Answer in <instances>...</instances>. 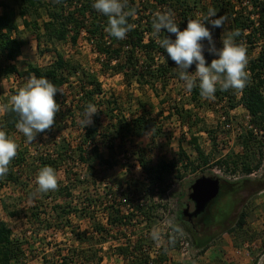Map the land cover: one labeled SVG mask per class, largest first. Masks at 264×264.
Masks as SVG:
<instances>
[{
	"label": "rangeland",
	"instance_id": "1",
	"mask_svg": "<svg viewBox=\"0 0 264 264\" xmlns=\"http://www.w3.org/2000/svg\"><path fill=\"white\" fill-rule=\"evenodd\" d=\"M2 1L12 6L15 5L13 0ZM136 2L139 5L148 3L143 0H136ZM202 3L207 9L212 8L208 0H203ZM139 9L142 10L141 7ZM2 13L3 9H0V14ZM18 22L22 31L20 37L25 42V46L17 61L13 63L17 67L18 74L11 75L7 79H0V109H3V101L9 103L14 92L26 82L28 77L25 73L29 66L47 67L56 57L55 53L58 52L67 61L83 68L82 70L88 74L89 78L83 80L84 82H88L94 77L98 78L103 91V94L97 99L98 104L95 105L98 110L100 108L107 110V103H113L117 99L118 107L113 108L117 120L120 115L130 120L131 114L140 115L142 113L148 119L154 120L156 124L155 128L142 136L128 133L124 142L117 145L113 152H110L107 146L101 145V153L105 159L110 160L111 166L101 165L98 160L94 161L93 167L97 171V187L89 186L86 183L77 185L73 191L74 199L66 200L64 193L59 189L60 186L70 183L63 171L57 173L59 186L55 191L38 193L35 189V181L30 184L28 189L13 184L1 187L0 222L5 221L13 229L15 237L25 238V241L28 238L27 241L30 242L26 250L28 264H44L42 259L44 253L49 256L50 260L56 261L57 259L59 261L60 259L57 257L60 254L67 256L70 260L73 253L79 251L81 253L79 254L86 259V255L82 254V251L87 252L85 249L90 248V243L88 241L84 243L81 239L88 240L93 233L97 237L91 243L95 258L90 261L86 260L85 264H100L97 261L98 258L103 259L101 264H134V260H136L134 247L138 241V234L145 230L149 231L146 245L149 253L156 257V264L168 261L172 263L174 258L192 259L197 255V252L193 247L190 234L181 226L179 216L183 208L182 205L191 193L192 184L202 176H216L222 184L247 180L241 191L232 197L235 212L231 224L225 229L232 227L238 221L241 213L246 212L247 227L245 231H236L235 235L244 236L248 233L251 238H258L255 247L248 246V248L252 249V252L262 259L261 264H264V191L258 194L260 187L258 178L264 174V132L254 128V138L245 140V136L250 133L252 126L250 125V115L244 107L239 106L236 110L230 111L225 103H218L216 98H203L199 106L187 105V108L193 110L194 116L200 119L193 129L189 130L188 127L182 125L173 108L175 102L179 100L187 104L190 100V91L186 90L184 82L175 75H173L174 77L169 76L170 81L165 91L162 90L163 80L155 83L158 93L149 88L142 91L135 83L132 87L129 86L122 75H111L110 73L106 76L103 75L101 64L104 58L93 51V44L86 39L85 33L80 37L76 46L72 45L69 40L53 45L44 40L43 45L38 47L34 33L25 30L20 19ZM227 28L228 21L226 20L222 27V37L228 33ZM258 52V47L253 49L252 56L247 55L248 60L257 57ZM80 78H82V74L72 79L74 91L80 89V82H83ZM237 96L239 98L240 92H237ZM162 100L165 101V104L161 103ZM1 118H3V111H0ZM60 126L39 133L33 142L27 144L23 143L25 137L23 133L11 136L19 145L20 150H28L27 163L30 168L25 166L23 168L25 171L21 172L24 182H27V178L35 180L36 174L33 170L36 158L42 154H53L55 142H61L65 137L71 146H77L82 132L72 127L64 130V127ZM155 132H159V137L153 139ZM192 136H198V145L207 158L208 164L203 163L194 145L189 143ZM141 150L145 151L143 155L147 159V168L151 170L152 175H149L150 171L144 169L139 162L138 154ZM77 162V165H74V172L78 178L84 179L87 167L78 159ZM219 162L223 163L218 165ZM172 163H175L176 167L171 174L164 173L162 179L155 177V172L160 169L161 164ZM246 165L252 168L251 175L244 172ZM70 177L71 184H73L75 176ZM150 178L155 181L152 183ZM32 188L36 195L34 201L30 199L28 193ZM112 191L114 193L125 191L128 194L129 199L126 202L122 201L124 203L122 212L130 217L128 225L125 223L108 225L107 220L111 213L108 206L112 204L111 200H113V196L111 195V198L109 194ZM49 193H53L58 204H69L77 209V212L74 213L76 215L73 214L70 217L71 225L63 230L56 231L54 229V233L51 232L54 234L52 238L44 230H40V227L32 228L28 220V208L31 205L37 204V202H46V204L52 202ZM225 202H228L227 197L220 200L222 204ZM5 203L8 207L15 208L17 206L20 216L11 218L4 209ZM85 206H88L87 212L96 213L97 223L102 224V227L109 231L108 234L94 232L95 223L90 219L89 213L80 214ZM139 209L144 212L147 209L151 210L150 223L142 224L139 220L142 218ZM169 227L175 231L173 235L169 233ZM181 238L190 243L189 255H185L181 251ZM49 242L52 246L48 245ZM243 242L241 241V244ZM161 244L166 247L159 249ZM125 246H128L131 252L128 256L120 255L118 251L120 247ZM158 250L161 251L160 255L155 253ZM73 264L78 263L74 261Z\"/></svg>",
	"mask_w": 264,
	"mask_h": 264
},
{
	"label": "trees",
	"instance_id": "2",
	"mask_svg": "<svg viewBox=\"0 0 264 264\" xmlns=\"http://www.w3.org/2000/svg\"><path fill=\"white\" fill-rule=\"evenodd\" d=\"M143 1L148 3L139 5L136 0H128L129 9L134 8L136 10L135 16L128 18V22L134 24L135 28L128 32L125 39L118 40L105 33L104 28L107 26V17L92 7L94 0H13L15 3L13 6L0 0V9H3V13L0 15V79L18 74L17 67L13 63L17 61L25 46V42L20 37L22 33L21 25L18 22V19H20L24 29L34 33L38 47L43 45L42 42L44 40L52 45L57 42H68L69 40L72 45L76 46L80 37L85 33L87 35L86 39L93 44V51L104 58L101 64V71L104 76L108 75V73L111 75H122L129 86L132 87L135 83L142 91H146L144 89L149 88L155 93H158L155 83L163 80L162 90L165 91L170 81L169 76L175 75L178 78L179 76L176 66L167 58L165 50L151 36L153 14L157 11L171 10L174 13L175 22L183 30L189 19H194L200 14L205 15L208 9L202 3L203 0ZM151 1L153 2L151 3ZM208 2L216 10L217 18L224 17V23L226 20L228 21V33L239 30L241 35L235 37L236 42H243L246 45L248 56H252L253 49L258 47V56L248 60L247 71L250 73V79L246 87L240 91L239 98L235 90L222 91L219 86H217L215 93L217 102L220 104L225 103L230 111L236 110L239 106L244 107L248 111L252 129L250 133L246 134L245 140L254 138V128L264 132V0H208ZM140 7L142 10L139 9ZM211 30L217 47H221L222 28ZM166 35L170 34L162 31L161 36ZM172 38L174 39L175 37L172 36ZM204 43L207 46V42L205 41ZM55 55L56 57L49 66L39 68L31 65L25 74L28 78L33 74L37 78L45 77L60 90L55 95V100L60 105V111L56 114L55 124L52 129L61 125L64 130L72 127L79 129L82 133L76 147L71 146L65 137L61 142H55L53 144L55 146L54 153L38 156L35 160L33 171L37 174L40 168L51 166L56 169L57 173L65 172L70 183L60 186L59 189L64 193L66 200H71L74 199L73 191L77 185L86 183L89 186L97 187V171L93 167L94 161L98 160L101 165L111 166L110 160L105 159L101 153V145L107 146L109 151L113 152L117 145H121L124 142L128 133L142 136L152 128H155L156 124L154 120L148 119L142 113L140 115L131 114L130 120L120 115L117 120L114 115V109L118 107V100L116 99L113 103H107V110L100 108L92 117V124L84 128L81 123L84 119L83 113L88 103L98 104L97 99L103 94L102 86L96 77L84 82L83 80L89 78L88 74L82 70V67L80 68V66L67 61L58 52ZM205 56L209 63L211 59L215 58L207 52H205ZM194 70L195 66L193 65L189 71L194 73ZM79 74H82L80 79L83 82H80V89L74 91L72 89V79ZM202 99L197 81V86L190 91L189 102L186 104V102L179 100L174 104V113L182 125L188 127L189 130L193 129V126L200 119L194 116L193 110L187 108V105L199 106ZM161 103L165 104V101L162 100ZM6 105L8 103L4 101L3 106ZM18 121L19 116L15 112L4 111V117L0 120V128H3L9 136L20 134L21 132L16 128ZM38 136L39 133L36 137ZM157 137H159V132L153 133V139ZM198 141V136H192L189 143L194 145L203 163L208 164V160L200 149ZM23 143L27 144L26 137H24ZM144 152V150H141L138 154L139 162L144 169L150 171L149 175H152L151 170L147 168L148 162L143 155ZM27 156V149L18 150V155L10 164L9 173L5 178L0 179V190L2 189L1 187L8 184L24 189L30 188V184L35 180L27 178V182H24L22 180L23 174L21 173L25 171L23 170L25 166H30L27 163ZM77 159L87 167L84 179L78 178L74 172V165L76 166L78 163ZM222 163L219 162L218 165ZM175 167V163L161 164L160 169L155 172V177L162 179L164 173L171 174ZM244 172L247 175H251L253 170L249 165H246ZM70 176H75L73 177V184H71ZM151 181L153 183L155 180ZM246 182L247 180L237 183L224 182L219 197L211 203L209 210L215 212L219 209H230L231 211L234 206L232 197L241 191ZM35 189L37 190V185H35ZM28 193L30 194V199L34 201L36 199L35 190L32 188ZM49 195L52 200L50 204L36 201L37 204H33L28 208V220L32 228L40 227V230H44L52 238L54 237V234H52L54 229L56 231L58 229L63 230L71 225L70 217L77 212V209L69 204H58L53 193H49ZM111 195L113 200H111L112 204L108 206L111 209L107 220L108 225H122L123 223L128 225L130 217L122 212L123 202L129 199L127 192L114 193L112 191L109 194L112 198ZM223 197H227L228 202L220 203ZM4 209L11 218L20 216V210L17 206L15 208L13 206L8 207L5 203ZM87 210L88 206H85L80 214L83 212L89 213L90 219L95 223L94 232L108 234L109 231L102 227V224L97 223L96 213H90ZM139 210L141 211V217L150 223L152 219L150 216L151 210L147 209L146 212L142 209ZM246 221L247 213L242 212L238 221L232 227L223 229L222 233L243 231ZM206 225H213L209 218L206 221ZM184 229L186 230V228ZM143 233L144 231L138 234V241L134 247L135 253H137L134 264H148V255L143 252V248L147 246V240ZM96 238L93 233L88 240L86 238L81 239L84 243L87 241L90 243V248L85 249L87 252L82 251V254L86 255V259L80 255L79 251L73 253L70 260L67 256L60 254L57 257L60 259L59 261L57 259L56 261L50 260L49 256L44 253L42 255L43 263L73 264L75 261L78 264H85L86 260L90 261L95 258L91 243ZM191 238L194 249L200 253L207 249L212 239V237H207L198 240L192 236ZM24 239L15 237L13 229L5 221L0 222V264H28L26 250L30 242L28 243V238H26V241ZM48 245L52 246L51 242ZM118 251L123 256H128L131 253L128 246L120 247ZM97 261L101 264L103 259L98 258Z\"/></svg>",
	"mask_w": 264,
	"mask_h": 264
},
{
	"label": "clouds",
	"instance_id": "3",
	"mask_svg": "<svg viewBox=\"0 0 264 264\" xmlns=\"http://www.w3.org/2000/svg\"><path fill=\"white\" fill-rule=\"evenodd\" d=\"M92 7L107 17L104 31L108 36L123 40L129 31L134 30L135 25L129 23L128 18L134 17L136 10L129 9L128 0H94ZM224 19L217 18L216 10L209 8L205 15L189 19L183 30L175 22L171 10L155 12L151 22L152 38L176 66L186 90L191 91L198 81L200 95L205 99L215 98L217 86L222 91L233 89L240 92L250 79L246 45L237 43L235 39L241 35L239 30L224 34L220 42L222 46L216 45L211 29H221ZM162 31L170 35L161 36ZM205 52L215 57L210 63L206 60ZM193 65L194 73L189 71ZM57 92L60 90L54 83L33 74L0 111H12L19 116L16 128L26 137V142L31 143L38 133L49 131L54 126L56 114L60 111V105L55 100ZM97 112L94 104H87L81 121L84 128L92 124V117ZM18 149L17 142L0 128V179L9 173ZM35 183L38 193L57 190L59 183L56 169L51 166L40 168Z\"/></svg>",
	"mask_w": 264,
	"mask_h": 264
},
{
	"label": "crops",
	"instance_id": "4",
	"mask_svg": "<svg viewBox=\"0 0 264 264\" xmlns=\"http://www.w3.org/2000/svg\"><path fill=\"white\" fill-rule=\"evenodd\" d=\"M246 227L245 225L243 231ZM241 241H244L243 244H241ZM257 243L258 238L253 239L248 236V233L244 236L235 235V233H222L215 235V237L212 236L204 252L200 253L195 249L197 255L192 259L174 258L172 263L168 261L159 264H261L262 259L255 252H252V249L248 248V246L255 247Z\"/></svg>",
	"mask_w": 264,
	"mask_h": 264
},
{
	"label": "flooded vegetation",
	"instance_id": "5",
	"mask_svg": "<svg viewBox=\"0 0 264 264\" xmlns=\"http://www.w3.org/2000/svg\"><path fill=\"white\" fill-rule=\"evenodd\" d=\"M258 186H260L258 189V194H260L264 191L263 188L264 174H261L259 176ZM221 187H222V183H221ZM210 205L208 206V208L205 210L204 213L200 214L197 217L192 216V214L195 212L196 206L195 203L189 199V196L187 201L184 203V205H182L183 208L181 209L180 212L179 221L181 222L182 226L186 228L187 232H189V234L195 239L197 238L199 240V239L222 234L221 233L222 230L225 229L228 225H230L233 220L232 218L235 212L234 208H232L231 211L230 209H223V210L219 209L215 212H212L209 210ZM186 210L188 211L185 213ZM208 218L213 225L210 226L206 225V221Z\"/></svg>",
	"mask_w": 264,
	"mask_h": 264
},
{
	"label": "water",
	"instance_id": "6",
	"mask_svg": "<svg viewBox=\"0 0 264 264\" xmlns=\"http://www.w3.org/2000/svg\"><path fill=\"white\" fill-rule=\"evenodd\" d=\"M221 189V180L216 177L202 176L191 186L189 199L195 203L196 209L192 216L204 213L211 202L217 199ZM188 210L185 211V213Z\"/></svg>",
	"mask_w": 264,
	"mask_h": 264
},
{
	"label": "built area",
	"instance_id": "7",
	"mask_svg": "<svg viewBox=\"0 0 264 264\" xmlns=\"http://www.w3.org/2000/svg\"><path fill=\"white\" fill-rule=\"evenodd\" d=\"M131 211L133 212V211H134V208L131 209ZM135 213H137V212H135ZM139 220L142 222L143 225H145V224L147 223V221H146L143 217H142L141 219H139ZM170 227H171V226H170ZM170 227H169V229H170V230H169V233L173 235V234L175 233V231H174L172 228H170ZM143 235H144L145 238H147V237L149 236V235H148V231L145 230L144 233H143ZM180 245H181V251H182L185 255H189V252H190V243H189L188 241H186L184 238H181V243H180ZM162 247L165 248L166 245L161 244V245L159 246V249H161ZM143 252H144L145 254L148 255V264H156L157 259H155L156 257L149 253L147 246L143 248ZM155 253H156L157 255H160V254H161V251L158 250V251L155 252ZM135 256H137V253H135Z\"/></svg>",
	"mask_w": 264,
	"mask_h": 264
}]
</instances>
